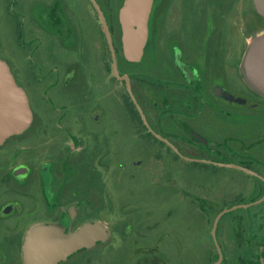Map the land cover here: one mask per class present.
I'll list each match as a JSON object with an SVG mask.
<instances>
[{"label": "flooded vegetation", "instance_id": "flooded-vegetation-1", "mask_svg": "<svg viewBox=\"0 0 264 264\" xmlns=\"http://www.w3.org/2000/svg\"><path fill=\"white\" fill-rule=\"evenodd\" d=\"M80 1V16L67 0H26L19 6L32 21L15 27L22 40L20 51L28 58L7 63L28 97L33 120L22 134L0 143V264H27L28 235L37 226L54 225L68 235L88 222H101H82V210L97 208V194L113 200L108 190L114 182L109 146L120 144L139 153L127 166H119L117 178L126 172L137 180L156 176L158 163L165 159L228 168L200 161L208 160L256 173L231 168L248 176L242 177L241 191L256 196L232 207L264 197V16L254 0H153L148 40L136 62L124 54L120 10L125 0H95L113 39L119 73L129 77L148 125L127 82L113 74L97 7L92 0ZM32 44L36 55L29 54ZM79 51L84 57L75 56ZM64 52L72 55L63 58ZM36 72L42 78H36ZM115 81L123 88L115 90ZM94 88L100 91L99 100L93 99ZM83 92L92 101L87 129L77 106L55 102L61 94L80 99ZM34 95L42 104L39 115ZM227 131L234 133L231 157L225 154ZM162 147L171 154L160 155ZM257 205L264 208V201L248 208ZM263 208L255 218L249 211L230 220L238 229L235 249L228 252L219 244L220 264H264V234L245 232L253 225L264 230ZM127 230L130 233L129 226ZM99 243L57 264H83L89 252L91 263Z\"/></svg>", "mask_w": 264, "mask_h": 264}, {"label": "rangeland", "instance_id": "rangeland-1", "mask_svg": "<svg viewBox=\"0 0 264 264\" xmlns=\"http://www.w3.org/2000/svg\"><path fill=\"white\" fill-rule=\"evenodd\" d=\"M67 1L70 2L74 13L79 15L82 9L81 1ZM25 2L26 0H0V58L11 65L15 59L28 55L20 51L22 40L20 37L17 38L18 34L15 33L17 24L20 27L32 22L29 15L19 12L20 4ZM35 45H31L30 55H36L33 50ZM65 55L72 54L64 52L63 58ZM84 55L85 53L81 51L75 54L77 58ZM41 59L42 55L39 56V63L42 62ZM33 75L42 78L39 72ZM116 88L123 87L115 81V90ZM99 97V89L94 88L93 99L99 100ZM55 102L57 105L63 102L68 106H77L76 110L83 113L81 118L84 127H91L88 106L92 101L88 100L87 93L83 92L80 99L61 94L59 100L56 98ZM33 107L39 115L42 104L38 95L33 97ZM233 139L234 133L227 131L226 144L229 145L230 151L227 150L225 154L228 157L233 154ZM101 149L104 151V148ZM182 151L184 156H189ZM166 154L171 153L162 147L160 155ZM107 155L114 172L113 184L108 180L109 196L111 195L113 200L111 203L107 202L104 194L94 196L97 208L93 210L84 208L82 222L101 221L109 231V238L92 250L91 263L89 252L87 259L83 258V264L214 263L218 260V252L212 229L218 212L224 207L241 201L248 202L256 197L241 191L242 177L248 176L231 168L202 166L201 163H190L182 158L176 163L165 159L158 163L159 172L156 176H143L137 180L131 179L130 173L126 172L122 178H117L116 171L119 166L123 163L127 166L139 153L136 149L118 144L109 146ZM258 206L237 209L227 213L220 220L217 241L225 245L228 252L234 251V239L238 235V229L230 224V220L249 211L248 214L255 218L256 212L263 208H257ZM128 226L130 233H127ZM258 228L257 225L246 227L245 232L248 235L264 234V230L261 228L257 230ZM157 245L160 246L159 249L153 251Z\"/></svg>", "mask_w": 264, "mask_h": 264}, {"label": "water", "instance_id": "water-1", "mask_svg": "<svg viewBox=\"0 0 264 264\" xmlns=\"http://www.w3.org/2000/svg\"><path fill=\"white\" fill-rule=\"evenodd\" d=\"M112 57V70L116 78L125 80L128 84L131 99L146 125L147 119L135 96L130 89L129 77L121 75L118 70L117 55L113 39L105 20L104 14L95 0ZM258 12L264 16V0H254ZM153 0H125L120 10V22L123 31V47L125 57L133 62L139 61L143 55L144 47L148 40V22L152 10ZM33 120L32 110L28 97L22 87L14 80L13 74L6 60L0 58V143L6 139L22 134L29 128ZM164 140L179 156L184 157L180 151L169 141ZM201 162L221 167L242 170L247 174L256 175L253 171L235 164H222L208 160ZM264 201V197L251 204L233 206L221 211L215 219L212 236L218 252V260L212 264H220L223 260L222 249L217 241L216 230L220 219L228 212L237 208H248ZM109 238L107 228L101 222H88L78 231L65 234L54 225L37 226L29 232L25 257L27 264H57L66 259L70 254L83 247H91L96 242H105Z\"/></svg>", "mask_w": 264, "mask_h": 264}, {"label": "trees", "instance_id": "trees-1", "mask_svg": "<svg viewBox=\"0 0 264 264\" xmlns=\"http://www.w3.org/2000/svg\"><path fill=\"white\" fill-rule=\"evenodd\" d=\"M132 104V103H131ZM132 107L134 108V106H133V104H132ZM139 117V116H138ZM221 212V210L218 212V213H220ZM223 218V217H222ZM212 264V263H211Z\"/></svg>", "mask_w": 264, "mask_h": 264}]
</instances>
